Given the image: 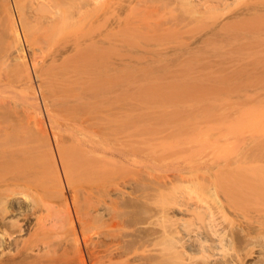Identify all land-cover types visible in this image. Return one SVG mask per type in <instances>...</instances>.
<instances>
[{
    "label": "bare ground",
    "instance_id": "bare-ground-1",
    "mask_svg": "<svg viewBox=\"0 0 264 264\" xmlns=\"http://www.w3.org/2000/svg\"><path fill=\"white\" fill-rule=\"evenodd\" d=\"M213 1H215V3ZM226 1L227 0H186L185 2H188L187 4L190 6H192L193 4H195V6L199 5L197 7L194 6V8L191 9L192 13L199 14L200 11L198 12V10L199 8H201L200 6L202 5L205 8V6L208 5V4L206 5L205 3L212 2L216 5V2H217L218 5H221V4H225ZM256 1L257 0H255V2ZM75 8H76L75 0H0V235L1 236L6 235L5 239L3 237L0 238V247L2 246L1 248L3 249L4 246H11L13 247L14 253L18 254V258L11 256L10 259H8L7 261H4L3 263H1L0 261V264H32L31 261H29L28 259L34 262V260L38 258L39 253H40L39 251L38 252L34 251L33 245L35 243L32 244L29 239L24 240L23 238V240L21 241L18 240V237L16 236L14 232H21V230L23 229L21 226L22 224H20L17 221L18 218L16 220L11 217L13 220L11 219L7 221L8 218L6 219L5 217V214L7 213L8 208H9L8 207L9 204L12 206L13 202L18 200L17 198L11 197L10 195L8 186L11 183H15L19 185L22 184L26 188L30 189L29 191L30 194L25 196L27 205L29 206V211H28L29 214H27L28 216L25 218L24 222L26 224H30V221H31L30 215H35L36 225L34 227L35 228L34 235L36 239L39 238L40 234H41L40 236H43V237L47 236V238L49 237L53 238L57 236V229L59 228V224L62 223L61 221H63V223L67 225L65 228L68 229L67 231L69 232V235L71 236V244L72 246H75L76 248V246L78 245V240H77L78 237L76 236L77 233L75 230L76 227H74V222H73L74 220L72 219L70 211H69L70 208L66 206L67 197L65 196L66 194L62 187L63 186L62 177L60 176L62 174L60 173V168H61V170H63L65 178L68 177V180L71 181L69 179L70 177H72L71 176L72 171L70 170L71 166H69L70 161L76 164L75 166L78 167L77 171H79V173L84 171V174L86 175L85 180L86 181L88 180L87 182H89V187L91 189H94V188L97 189V192L99 194V196L95 198L94 200L90 198L91 202L90 204L88 202L87 204L88 209H86V213H88L89 217L91 218V220H93L95 224L97 223L98 226H101L102 227L101 229H103V227H106L103 230L99 229L100 231L98 230V232L95 231V229L93 228V231H95V235L99 237V234H100L101 237L97 239L95 236L96 238L95 239L93 235H91L92 236L91 242L92 244L94 243L93 244L94 246H95V243H99V246H101L102 248L94 252L96 256L99 257V260L97 263L94 261L92 264H111V263L114 264L113 263L114 261L112 262V259H114L115 256L118 257L121 255L122 256L124 255L126 257L131 256L130 258L132 259L133 264H179L182 261H183V264H204V262L193 263L188 260L185 261L183 257H185L184 255H186L187 257H189V260H190V258L192 259V257L197 252L201 254L202 256H204L206 253L209 254V256H212L213 252L211 251H213L214 249H219L220 251H223V252L224 250L229 251L228 249H232L234 253L233 255H231V257L229 256L230 258H223L217 263H210V264H243L245 257H242L240 254L236 253L237 249L235 247V243L239 242L240 240L245 243L246 242L251 243L254 239L260 236L264 238V168L254 166L258 164L256 162L253 163V166L249 165V167L248 166H234V165L231 166L229 163L228 164L226 163L228 162L226 161L227 159L224 160L225 163H220V161L218 162L217 159L219 160L220 156L223 159L225 156V152L226 154H228L230 150L233 149L234 147L230 148L229 150L228 148H224L222 147V145L217 144V143H218V137L220 138L221 135H224L225 140L223 139L221 140V142L223 143L225 142L226 144L225 146H227L230 140L228 137H227L228 139H226L225 135L228 134L227 136H231L234 138V134L237 135L238 133L242 135L243 133H245V131L241 133L240 132L241 129H245L248 132V135L253 139L254 137H252L251 134L256 132V130L258 131L260 126H261L260 130H262V126L264 128V125L262 124L264 123V119H263L264 118V100H261V98L264 96V92H261L262 90L264 91V61H263L264 58H262L264 57V53H263V56H260L261 54L257 55L258 52L253 53L254 55L256 54L255 57L258 58L257 60L254 59L253 57L251 58L248 57L249 59L246 60L245 59L246 57H245L244 58L245 63L244 62L242 63L244 65L248 64L249 66L246 65L247 66L246 67L243 65L241 66V68H238V67L232 68V70H237L236 68H238V71L234 73L232 71H231L232 73L228 72L231 76L228 74L227 77H225V75H220L224 78L222 79L221 77L220 81L217 79L218 77L217 78L215 77L216 78L215 79L214 76H217V75H214L212 76L213 78L211 77L212 82L208 84V85L214 84L216 87L217 86L216 83H219L218 85H221V88L222 86H224L225 89L226 88L228 89L229 87L231 88L233 87L232 91L234 93L235 91H238V93L236 92L234 94L231 91V88H229L230 90H225V92L226 91L227 92L230 91V93L232 92L233 94L231 93V95L232 96L235 95L236 100H238L239 98L238 97V95L240 94L239 92H242V91L243 93L248 92L247 97L252 94L253 96H256L255 94L257 93L256 100L258 101V99H260L259 100L260 102H257L254 108H252L253 106L252 104L251 105L248 104L249 105L248 106V105H245L241 101L239 102V103L244 104L243 105L244 109H242L241 104H240L241 105L240 107L237 106L238 112L240 111V113L239 114L237 113V114L240 115V117L235 116V118H238V119L241 118V120L242 118L244 120L246 119L245 121L243 120L244 122H242L241 120L239 121L236 120L237 123L241 121L243 124L240 122L239 125L237 124L238 126L235 125L236 123L234 122L235 121L234 119H233L234 125H233V122L231 121L230 123L229 122L227 123V120H228L226 119L227 116L225 118V115H224L220 117V118H223V121L222 119L221 121L217 120L216 121L217 124H215L214 126L212 125V128L214 130L212 129L213 131L212 130H211L212 132L210 131L211 136L214 135L215 133H216L215 134L216 136L218 134L216 138L217 143H215L214 149H216V146L219 145L218 146L219 149L217 150H219L220 153L224 151L222 152L224 153L223 155H220V153L217 151L218 154L216 153V155H218L219 157L215 156V154H213L215 153V150L213 149L211 150V151H214L213 153H211L213 155L206 157L208 156V154H210L209 153L210 151H209L207 154L204 155L205 157L202 156L204 159L203 162L202 160L200 161L196 158L199 163L202 162L200 166L198 164L197 168L199 167L198 168L199 171L202 169L203 171H201L200 173H197L196 171H195L196 173L193 172L194 174L192 173V175H190L192 176L191 178L190 176H188V179H186L187 181L183 179L186 176L185 173L184 175L182 173V172H185L183 171V169H186V167L184 168V165L186 166L187 164H184L180 168L178 167L179 165L173 168L174 172L177 171L179 173L177 172L176 174L173 173V176L171 178H168L169 176L166 173H164L163 176H165L166 174L167 177L165 176L166 178L163 181H161L162 178L164 179L163 176L161 179H159L160 177L157 176V174L159 173L156 174V172L155 173L152 172V175H155L156 177H158L156 179L158 180L156 183H154L155 181L154 182L151 181L155 179V178L152 179L151 173L144 172L143 170L144 168H142V166L136 167L139 169H136L137 171L135 172H138L139 174H137V176L135 177L137 178V180L134 178L133 179L136 180L135 182L137 184L139 183L138 181H141L140 182L141 185H139V187H142L143 189H146L147 188L146 186L148 185L149 190L146 189V191L148 192L144 190L145 193L147 194L142 193L143 195L139 194L138 197H134V199L131 201L132 207L134 208L135 213L137 212V214H140L139 216H141V214L145 216V217L143 216L142 218L143 220L140 219L141 222L142 221L144 222V220L146 222L145 218L149 219L147 221L149 223L147 224H152L153 220L157 221V219L152 220V216L153 217L157 216L156 218L160 216L161 219L164 218L163 220L160 221L159 226L157 225L161 229L158 228L159 231L158 230L152 231L153 233L151 234L158 232V234H156L155 237L154 238L152 237V238L153 239L157 238V241H159V239L164 240L166 243V247L162 248L161 250H158L160 251L159 253H153L152 251L151 253L150 252L143 253L142 252L143 250L141 251L142 253H139L140 251L137 249L141 248V246L144 245V243L146 244L147 241L151 243V241L146 239L147 238L146 235H144V237H146L144 238L140 234L144 232V230L140 229L139 227L140 230L137 229L138 230L136 231L137 233H135L134 230L133 231L135 234L128 233L131 236L128 235L130 237L129 239L126 237L128 239L127 241H126V238L123 237V240L125 239V242H123L121 246L116 245L118 248L117 250L116 249L108 250L106 245L109 244L110 242L112 244V240L116 239V241H118V244L120 242L122 243L123 240L121 241L122 237L121 239H118L119 236L117 235L116 237V234L115 233L112 234L111 230L110 232L106 230L108 229L107 226H110L109 223L112 222V221H109L111 220L110 217H112L113 214L117 216V214H115V212L113 211V206H115L114 204L116 202L113 201V199L110 198L109 194L106 192L104 183L107 181H111L110 178L112 176L110 175V173L112 172V170L113 172L115 171L114 178H118L117 173L120 171L119 170L120 166L116 163L119 160L118 158L122 157V155H124V152L127 151L126 146L129 143V141L130 142L133 141L132 140L133 137L132 138L129 137L128 136L129 134L128 135L126 134L125 136L122 135V129H123V125H122L123 122L121 121V117H122L121 107L122 106H120L121 101H120L119 93L117 91L118 88L116 84L110 83L107 77L108 75L106 73V69L104 65L101 64V61H94L93 59H90L89 58L90 53L89 51H87V49L79 51L77 47V42H78L77 37H72V33H73L72 29L74 26V22H75L74 18L76 14ZM25 44L31 48V51L34 55V56L32 55L34 58L32 57V61L30 64L28 63L29 61L27 62L26 60L27 59L25 57L26 53L23 52ZM11 49H14L17 52L15 58L13 59L12 57H10ZM37 50H39V53H40L38 54L39 57L37 56V53H36ZM37 57L39 59H37ZM58 60L61 62L59 63ZM57 62L59 64H56ZM249 62L251 64H249ZM170 65L172 64L170 63ZM30 71L33 73L35 72V74L36 72H38L40 76V81H39L40 84L39 82H37L39 87L43 85L42 87H44L45 89V87L49 86L50 95L54 99H56L58 102L63 101L64 103H67L69 105L70 111L67 110L69 113L66 114V119L72 122L68 123L67 121V123L64 124V127H63V129L66 132L68 131L67 133L69 134L68 137H70V140H72V142H70V144L67 145L68 146L67 149L62 145V141L59 140L61 139L59 133L55 130L54 132L53 129H52V136L54 137L53 139L54 145H52L53 147L49 144V141H47L48 136H47V132L45 131L46 129H44V125H43L44 122H42V118L40 115V108L38 104V98L40 99V97L38 96L47 97V94L45 95V93L42 92L41 90L37 94L36 89L33 85L34 81H32V78H31L33 74L31 75ZM45 84L47 86H44ZM215 87H214V93L216 94L219 89L217 88L215 89ZM175 88L172 90V92H174L172 95L173 98L178 95V94L177 95L175 94L178 92L177 88H176L177 92L174 91ZM208 90L211 91L212 89L209 88ZM206 92H209V91H206ZM250 92H253V93L250 94ZM166 93L168 94V92ZM170 94H169V97L172 99ZM217 95L219 96V94ZM178 96L180 97V95ZM179 97H176L178 99L176 98L174 99L179 100ZM209 97L213 98L214 96L210 95ZM235 97L233 99H235ZM170 98H169V101H170ZM162 99H164L163 91H162L161 100ZM250 99L251 98H249V100ZM249 100L246 99L247 102H250ZM252 100L253 99H251V101ZM221 108H223L222 110H224V106ZM55 110H58V107ZM32 114H33V122L31 120L30 121L33 123V125L31 122H27V119H25ZM48 117L50 116L48 115ZM53 118L51 117L50 119H53ZM7 128H10L9 130L15 133L12 134L10 131L6 132ZM249 132H251V134ZM133 134L134 133L132 134L130 133V136L131 135L134 136ZM187 134L185 133V135ZM254 134H257V133H254ZM137 136L140 137V135L138 134ZM239 136L238 138H240L241 140L244 139V136H241V137ZM260 136L264 138L262 133ZM169 137L172 138L171 136ZM154 138L155 137H152V138L150 137V140ZM159 138L160 137L158 135V139ZM175 138L177 139V135L175 136ZM141 139L144 141L145 138L141 137ZM125 140L127 141L129 140V141L127 142ZM135 140L136 138H134V141ZM244 140H243L244 142L243 145L245 144ZM143 141L141 142L143 143ZM125 142L127 144H125ZM185 142L187 143V139ZM194 142L196 143L195 139H194ZM163 143L161 145H163ZM174 143H175V140H174ZM231 143L232 142H230L229 144ZM158 144L157 146L162 147L160 144L159 145ZM164 144H166V142ZM177 146L178 145H175V147ZM244 146H247V145H244ZM135 147L134 146L132 147L131 145L132 149L133 148L135 149ZM131 148H130V151H131ZM143 148L145 147H142V150L144 151ZM167 149H169V147L165 146L166 151ZM65 150H67V152ZM174 150H169V151H173V153H175ZM147 151L149 152V150ZM181 151L179 153H175L174 155L177 157V155H179ZM187 152L188 151H186V153ZM145 153L147 154V152ZM146 154H143V156ZM180 155H183V154H180ZM191 155L193 156V153ZM149 156H152V155L149 154ZM168 157L165 156V158L169 159ZM170 157H172V155ZM176 157L170 158L172 159V163H171V160L170 162L168 161V163L175 164L173 162H176V159L174 160V158ZM184 157H190V156L186 155ZM216 157L218 158L216 159ZM198 158L201 159V156ZM162 160H164V158H162ZM182 160L184 162V159ZM115 161L117 162L115 163ZM141 161H142V158H141ZM145 161H146L145 163L149 165L147 160ZM160 161H161V158H160ZM180 162L182 161L178 159L176 163L183 164V162L182 163ZM58 164L60 165V168ZM152 164H150L151 165L149 166L150 168H152ZM156 164H153L154 167L156 166ZM236 164H238V162ZM78 165H80L81 167ZM142 165L145 166V168H147L146 167L147 165H144V163ZM157 165L159 166V163ZM82 166H84V169L82 168ZM158 166H156V168H158ZM191 167H193V165H191ZM153 168L152 170H155V168L154 169ZM160 169L158 170L160 171ZM145 170L147 171L149 170V168ZM140 173H142V175H140ZM38 174H43L44 176L46 175L47 181L46 180L42 181V179H40L41 178L40 175ZM35 175H37L38 177ZM143 179L145 181L146 180L151 181L152 184L150 182H147V183H150L151 186L147 184L146 182L145 183L147 185L143 184L144 183L142 182ZM174 179L175 181L179 180V181H176L178 183L176 185L181 186V188L179 187L176 189L178 190L180 189L179 191H182L181 194H183V192H186L184 194H187V196L185 195L186 196L185 199L181 200L180 202L177 200L178 202H176L178 203L180 207V208L178 207L180 210L179 213H181V215L183 216L188 215V214L190 217L192 216V218H189V220L191 219V223L193 221V218H197V220L201 224L203 222V219H208V221L210 222L208 225V228H206L203 224H202L203 226L198 224L201 226V228L200 226L198 227L201 230L197 232L194 238H192L194 242L188 245L181 244L180 245L181 249L176 245V242H179L181 239L180 238L177 239V236L175 235L177 233H180V229L178 227L172 229L171 227L166 225V220H168L167 221L168 224L173 225L172 221L174 220L168 219L169 217L167 215L168 214L167 209L170 204L175 203V202L172 201L171 203L170 199L172 198L170 197L167 200H165V198L162 197V191L165 190V186L172 183ZM135 182L134 184H136ZM43 183L45 184L48 183V185L45 186L44 189H46L49 193H51V195L54 194L59 198L61 202L59 204L60 206L54 205L55 202H51L52 204H50V202L44 203V201L42 202L39 198H37L42 192L40 191V188H43L44 186ZM184 183L186 184L191 183L192 185L195 183V187L193 186L192 187L197 189L200 194L197 193V195L195 196H191V195L188 196V193L190 190H189V187L187 186H189V184L186 185ZM116 184L118 185L119 182L116 181ZM191 184H190V187H191ZM135 186L137 187V185ZM172 188L175 190V184H174V187L173 186L170 187V190H172ZM114 190H119V186L114 187ZM121 190L123 189H120L119 191ZM174 190H172L173 193L171 191L170 192L174 194L175 193ZM43 191L45 192V190ZM219 191L221 193H219ZM170 192L168 193L170 194ZM201 194L203 196L205 194L206 195L208 194L207 195L208 197L210 195V197H212L213 199L212 201L213 204L215 201V205H214L215 208L214 207L213 208L216 209L220 214L223 213L221 216L223 217V220L226 221V224L223 225V227H220V228L216 227L217 225H220L215 222L216 219L213 216L215 215L216 212L214 211V209H212V207H210V205L209 206L204 205L205 198H203ZM177 197L178 196H176V198ZM48 200L50 201V199ZM173 200H175V197ZM39 201H41L40 202L41 206H44V207L40 206L41 207L39 210L40 212L37 213L36 209H37V205ZM18 203L22 204V202L20 201ZM172 205H176V204H172ZM224 208H228L232 210L235 215L242 217V219L239 220V223H238L240 230L245 231L242 235H240L241 231L236 229L234 225V219L231 217L230 218L227 217L228 215L225 214L227 212H225ZM76 211L77 213H80L81 210L78 209ZM76 217L78 218L76 220L79 221L80 219L79 216H76ZM183 219L186 220L185 218ZM107 221L109 222L106 223ZM94 223L92 224V226L94 225L95 227ZM181 223H183V221ZM185 223H187V221H185ZM193 223L196 224L195 222ZM97 225L96 227H98ZM110 227H112V225ZM183 228L187 230V228H189V225L185 224ZM149 230L151 231V229ZM122 234L125 236V233H122ZM151 234L149 233V235ZM91 236L89 237L88 235V240L91 238ZM93 238L95 239V241L93 240ZM214 241L217 242L216 245L213 244ZM46 242L42 241L41 243L43 244L45 243L47 245ZM48 242L50 243V245L52 244L51 240ZM260 261L264 263V257H262V260Z\"/></svg>",
    "mask_w": 264,
    "mask_h": 264
},
{
    "label": "rangeland",
    "instance_id": "rangeland-1",
    "mask_svg": "<svg viewBox=\"0 0 264 264\" xmlns=\"http://www.w3.org/2000/svg\"><path fill=\"white\" fill-rule=\"evenodd\" d=\"M185 1L184 0H75L76 14L74 18V21H75L74 26L72 29V32H73L72 37H77V40H78L77 47L79 51L87 49V51H89L90 53L89 54L90 59H93L94 61H101V64H103L106 69V73L108 75L107 77L110 83L116 84L118 88L117 91L119 93V97L121 101L120 106H122L121 107V111H122L121 121L123 122L122 135L125 136L126 134L127 135L129 134L128 135L129 137L131 138L133 137L132 138L133 141H131L132 144L129 140H128L129 141L128 144L125 142V144H127L126 146L127 151L124 152V155H122V157L118 158L119 159L118 162L115 161V163L117 162L116 164L120 166L119 167L120 171L118 170L119 172L117 173L118 178H114L115 171L113 172L112 170V172L110 173V175L112 176L110 178L111 181H107L104 183L106 192L109 194L110 198H112L113 201L116 202L114 204L115 206H113V211L115 212V214H117V216L113 214V216L110 217L111 220L109 221H112V222H110L111 224L109 223V225L110 226L112 225V227L107 226L108 229L106 230H108L109 232L111 230V233L112 234L115 233L116 237L118 235L119 236L118 239H121L122 237L121 239L122 241L123 237L124 238L127 237L128 239L130 238L128 236L130 234L128 233L135 234L137 233L136 231L143 229L144 232L140 234L143 237L144 235H146L147 238L146 237L144 238L151 241V243L146 240L147 241L146 244L144 243V245H142L141 248L137 249L140 251V252L138 251L139 253H142V252L151 253V251L153 253H159L160 251L158 250H161L162 248L166 247V243L164 240L159 239V241H157V238L153 239L155 235L158 234V232L151 234L153 233L152 231H155V230L159 231V229H161L158 226L160 224V221L163 220L164 218L161 219L160 216H158V218H156L157 216H154V217L152 216V220L157 219V221L153 220L152 224H147L149 223L147 222L149 219L145 218L146 222L145 220H144L145 223L142 221L144 223L143 224L140 221V219H142L144 215L141 214L142 216L141 217L139 216L140 214H137V212L135 213L134 208L132 207V204H131V201L134 199V197H138L139 194L145 193L146 189H148L147 184L150 185L151 181L153 182L155 181L154 183L158 181L156 180L158 177H156L155 175H152V172L154 173L156 172V174L159 173L157 174V176L160 177L159 179L162 178L164 173H166L169 176L168 178H171L173 176V173L176 174L177 172V171L174 172L173 168L177 167L178 165H179L178 167L180 168L184 164H187L186 166L184 165V168L186 167V169H183V171L185 172H182L183 175L184 173L186 175L185 178H183L185 179V181H187L186 179H188V176L192 175L193 172L200 173L201 171H203V169L199 171L198 169L199 167L197 168V166L198 164L199 166L202 164L204 160L202 156L207 154L209 151H210L209 152L210 154H208V156L206 157H209L210 155H213V154H215V156H218L216 155L217 151L220 153V151L217 150L219 149L218 148L219 145L216 146V149H214L215 148L214 145L215 143H217L216 138L218 134L216 136L215 135L216 133H215L214 135L211 136V132L214 130L212 128V125L214 126L215 124H217L216 122L217 120L221 121L222 119L223 121V118H220V117L224 115H225V118L227 116L226 118L228 119L227 123L228 122L230 123V121L233 122L235 120L234 121L236 123L235 125L237 124L239 125L241 121L244 122L246 119L244 120L242 118L241 120V118L239 119L235 118V116L240 117V115H238L240 111L238 112L237 106L240 107L242 105V109H244L243 108L244 104L245 105L252 104L253 105L252 108H254L256 106V103L260 102L259 101L260 99H258V101L256 100L257 93L255 94L256 96H253L252 94L253 92H250V94L252 95H249L250 97L249 96L247 97L248 92L243 93L242 91V92H239L240 93L239 95L237 94L239 98L237 97L238 100H236L235 95L234 96L231 95V93L233 92L232 91L233 87L232 88L229 87L231 88V91H232L230 93V91L225 92V90H230L229 88L225 89L224 86H222L221 88V85H218L219 83H216L215 81L214 82L217 84L218 87L217 86L215 87L214 84H211V85H208V84L212 82L211 77L214 75H217V76H214V78L218 77L217 79L220 81V78L222 77L220 75H225V77H227L229 73H232V72L234 73L238 71V68H241V66L244 65L242 62L245 63V59L247 60L253 57L254 59L257 60L258 58L255 57L256 54L254 55L253 53L258 52L257 55L261 54L260 56H263V53H264V0H257L256 2L255 0H250V1L249 0H227L225 4H221L222 6L218 5L217 2L215 5L214 4L215 1H213L214 3L212 2L205 3L206 5L208 4L207 6L204 5L205 8L201 5L200 6L201 8H199L198 10V12L199 11L201 12V13L199 12V14L191 12V9L194 8L195 4L193 5L191 4L192 6H190L187 4L188 2H185ZM197 6L199 5H196L195 7ZM27 46L28 45L25 44L23 52L26 53V56H25L27 58L26 60L27 62L29 61L28 63L30 64L32 61V57L34 55L31 51V48ZM36 53L38 56V54H40L39 50H37ZM16 54L17 52L14 49H11L10 57H12V59L15 58ZM38 57L37 59H39ZM60 62L61 61H59V63ZM59 63L57 62L56 64H59ZM170 63L172 65H170ZM249 64L251 63L249 62ZM246 65L249 66L248 64H245L244 66ZM235 67H238L236 68L237 70H232V68H235ZM37 74L38 72H36V74L35 72L34 73L31 72V75L33 76V77L31 76V78H32V81H34L33 85L36 89V92L38 94V92H40L41 90L42 92L45 93V95L47 94V97L38 96L40 97V99L38 98L40 115L42 118V122H44L43 123L44 129H46L45 131L47 132V136H48L47 141H49V144L51 146L54 145V142H53L54 137L52 136V129H53V131L55 130L59 133L60 138H61L59 140L62 141V145L67 149L68 147L67 145L70 144L72 140H70V137H68L69 136V134H67L68 131L66 132L63 129V127H64V124L67 123V121L68 123L72 122L66 119V114H68L69 113L68 111H70L69 105L67 103H64L63 101L58 102L56 99H54L50 95V87L47 86L46 84L44 85V86H47L45 87L46 90L44 89V87H42L43 85L39 87L37 82L40 81V76L39 74L38 75ZM222 79L224 78L222 77ZM175 87L177 88L178 92L176 91ZM214 87L215 89L216 88L219 89L216 94L214 93ZM174 88H175L174 91L177 92L175 94L180 95V97L178 95L176 96V97H179V100H175L174 98L176 97L174 98L172 97L174 93L172 92V90ZM209 88L212 89L213 91L208 90ZM162 91H163V97H164V99L162 100L164 101L166 100L167 102L166 101L164 102L161 100ZM206 91H209L210 93ZM166 92H168V94ZM236 92L238 93V91H235V93ZM261 92H264V91L262 90ZM169 94L174 100H172L169 97ZM217 94H219V96ZM210 95L211 96L213 95L214 97L213 98L209 97ZM234 97L235 99H233ZM169 98H170V101H169ZM249 98L253 100L251 101V99L249 100ZM262 98L261 100H264V96ZM246 99H248L250 102H247ZM240 101L243 102L244 104L239 103ZM222 105L224 106V110H222L223 108H221L223 107ZM57 107H58V110H55L57 109ZM235 109L237 110V112ZM47 114L50 117H48ZM54 115L56 118L54 117ZM51 117L52 118L54 117L56 120L54 118L50 119ZM25 119H27V122H31V121L33 122V114ZM236 120L237 121L241 120V121L237 123ZM234 122H233V125H234ZM262 124L264 125V123ZM207 126L208 127L211 126V127L208 128ZM9 129L10 128H7L6 132L10 131ZM260 129H261V126L259 127V130ZM259 130L258 131L256 130V132H254L257 134H254V133L251 134V132H249L252 135V137H254L253 139L248 135V132L245 129L240 130L241 133L243 131H245V133H243L242 135L238 133L237 135L234 134V138L231 136H227L228 135L227 134L225 135L226 139L229 138L230 142H232L231 144H229L230 143L229 142L227 146H225L226 145L225 142L224 143L221 142V140L224 139V135H221V136L219 135L220 138L218 137L217 144H220L222 145V147L228 148L229 150L230 148H233V147L234 148L231 149L228 154H226L225 152V156L223 159L221 156L220 157L218 156L219 160L217 159L218 157H216L217 161L218 162L220 161V163H225L224 160L227 159L226 161L228 162L226 163L227 164L229 163L231 166L234 165V166H248V167L249 165L253 166V163L256 162L258 164L254 166L264 168V138L260 136L262 133L264 137L263 126H262V130L260 131ZM10 132L12 134L15 133L13 131H10ZM130 133L131 134L134 133L133 134L134 136L132 135L130 136ZM169 133H171L172 135ZM185 133L186 134L188 133V134L185 135ZM137 134L140 135V137L137 136ZM158 135L160 137L159 139H158ZM174 135L175 136L177 135V139L175 138ZM169 136H171L172 138H170ZM238 136L239 137L244 136V139H245V140L243 139L245 141L244 145H247L248 147L243 145L244 143L243 140L238 138ZM141 137L145 138L144 141L142 140L143 138L141 139ZM150 137L151 138L155 137L154 138L155 140L154 139L150 140ZM134 138H136L135 141H134ZM173 138L176 144L174 143ZM182 138H184L185 141L187 139V143ZM194 139L196 143L194 142ZM196 139L197 140L199 139V140L197 141ZM257 140H259L260 142ZM141 141H143V143ZM164 141L166 142V144H164L165 143ZM158 143L160 145L163 143V145H161L162 147L157 146ZM131 145L132 147L133 146L135 147L136 145L135 147V149L137 148L136 151L134 148H133L134 149L133 151V149L131 148ZM137 145L140 146L141 149ZM175 145H178V146L175 147ZM165 146L169 147L167 151L165 150ZM142 147H145L143 148L144 151L142 150ZM130 148H131V151H130ZM244 148L248 151H246ZM179 149H181L182 151ZM213 149L215 150V153H213L214 151H211ZM147 150H149V152ZM169 150H174L175 153H179L181 151L180 154H183V155L179 154L176 157L174 155L175 153ZM65 151L67 152V150ZM186 151L188 152L186 153ZM145 152H147V154ZM167 152L168 153L171 152L172 154L171 153L168 154ZM195 152H197L199 155ZM192 153H193V156L191 155ZM221 153L220 155L224 154V153L222 154ZM143 154H146V155L143 156ZM149 154L152 155L153 158L152 156H149ZM171 155L172 157H170ZM186 155L190 156L191 158L184 157ZM165 156L166 157L169 156L168 157L169 159L165 158ZM200 156H201V159L198 158ZM140 157L142 158V161ZM173 157H176L174 158V160L176 159V162L178 159H180L183 162L182 159H184L183 164H179L176 162H173L176 165L171 164L172 159L170 158H173ZM160 158H161V161H160ZM162 158L166 160L164 161L162 160ZM196 158L200 161L202 160V162L199 163ZM145 160H147L149 165L145 163L146 162ZM170 160H171V163H168V161L170 162ZM141 162L142 164L144 163V165H147L146 167L149 168V170L146 171L145 169L147 168H145V166H143ZM237 162L238 164H236ZM152 163L153 164L159 163V166L156 164L158 168H156V166L154 167ZM150 164H152V168L154 167L155 170H152V168L149 167L151 166ZM75 165L76 164L74 162L70 161L69 166H71L70 170L72 171L71 173L72 177H70L69 179L71 181L68 180V177L65 178V175L63 173V170H61L60 165H59V168H60V173L63 174V175L61 174L60 176L62 177V185H63L62 187H63V190L65 191V194H66L65 196L67 197L66 206L70 208L69 211H70L72 219L74 220L73 221L74 227H76L75 228L76 233H77L76 236L78 237L77 238L78 245L76 246V248L75 246H72L71 244V236L69 235V232L67 231L68 229L65 228L67 225H65L63 221H61L62 223L59 224V228H58L59 230L57 229V236L53 238H50V237L47 238V236L43 237V236H40L41 235L40 234L39 238L41 240L39 238L36 239L34 235L35 233L34 227L36 225L35 215H30L31 216L30 224H26L24 222L25 218L28 216L27 214H29L28 212L29 206L27 205L25 196L30 194L29 193L30 189L26 188L22 184L19 185L15 183H11L8 186L11 197L17 198L18 200L14 201L15 203L13 202L12 206L9 204L8 206L9 208H8L7 213L5 214V217L6 219L8 218L7 221L11 220L12 218L17 220L18 218L17 221L20 224H22L21 226L23 229L21 228L22 229L21 232H14L16 236L18 237L19 241L23 240L24 238V240L29 239L32 244L35 243L33 245L34 246L33 249L34 251L36 252L39 251L40 253H39L38 258L35 259L34 262L28 259L29 261H31L32 264H92L94 261L97 263L99 260V257L96 256L94 252L100 250V248L102 247L99 246V243H95V246L93 245L94 243L92 244L91 235H93V237L95 238L96 236L95 231L98 232L99 229L103 230L106 227H103V229H101L102 227L98 226L97 223L95 224L93 220H91V218L89 217L88 213H86V209H88V205H87L88 202L90 204L91 199L94 200L95 198L99 196V194L97 192V189L95 188L91 189L89 187V182H87L88 180L87 181L85 180L86 175L84 174V171L79 173V171H77L78 167H76ZM163 165L166 167H164ZM191 165H193V167H191ZM140 166L144 168L143 169L144 172L151 173L152 179L155 178L154 180H151V181L149 180L145 181L144 179L142 180V182H144L143 184L147 185L146 189L139 187V185H141L140 184L141 181H138L139 182L138 184L135 182L137 180V178L135 177L137 176V174H139L138 172H135L137 171L136 169H139L136 167H140ZM82 168L84 169V166H82ZM158 169H160V171ZM166 174L165 176L167 177ZM38 175H40L41 178L40 177L39 178L42 179V181L47 179L46 175L45 176L43 174H38ZM140 175H142V173H140ZM165 176H163L164 179L162 178L161 181L165 180L166 178ZM191 177L192 176H190V178ZM133 178L136 180H134ZM116 181L119 182L118 185L116 184ZM174 181L175 179L173 180L172 183L165 186L166 191L165 190L162 191V197L165 198V200L169 199L170 197L172 198L170 199L171 200L170 202L172 203L173 201L175 203H172V204H176V205L170 204L168 206V209H167V213H168L167 215L169 217L168 219H171V220L173 219L174 221H172L173 225L171 224L172 225L171 226L170 224H168L167 222L168 220H166V225L171 227L172 229L176 227L180 229V233H177V234L174 233L177 236V239L179 238L181 239L179 242H176V245L180 248L181 244L188 245L194 242L192 238H194L197 232L201 230L198 227L200 225L201 226L204 225L206 228H208V225L210 222L208 221V219H203V222H202L203 225H202L197 220V218H193L192 223L195 222L196 224L194 223L192 224L191 219L189 220V218H192V216L190 217L189 214L183 216L181 215V213H179L180 207L178 203L176 202L178 201L180 202L181 200L185 199L187 194H184L186 192H183V194H181L182 191H179L180 189L179 190L176 189L179 187L181 188L180 185H176L178 184L176 181H179V180H176L175 182ZM134 182L136 184H134ZM145 182L146 183L150 182V183L146 184ZM174 184H175V190L173 188L172 190H174L175 192L174 194L176 195L172 194L173 192L172 190H170V187L172 186L174 187ZM190 184L189 186H187L189 187V190H190L188 193V196L197 195L199 191L193 188L195 187V183L193 185L191 184V187H190ZM43 185H44L43 188H40V191H42L41 192L42 194L40 193V195L37 198H39L42 202L44 201V203L50 202V204H52L51 202H55L54 205L60 206L59 204L61 202L59 198L54 194H53L54 195L53 197L51 193H49L46 189H44L45 186L48 185V183L46 184L43 183ZM135 185H137V187ZM116 186H119V190L120 189H123V190L121 191L114 190V187ZM43 190H45V192ZM168 192H170V194ZM219 193L221 192L219 191ZM202 194L201 196H203ZM207 195L205 194L203 196V198H205L204 205L205 206L210 205V207L214 209L215 201L213 204L212 197H210V195L208 197ZM176 196L178 197L176 198ZM174 197H175V200H173ZM48 199H50V201ZM19 201L22 202V204L18 203ZM41 201L38 202L37 209H36L37 213L40 212L39 210L41 207H44V206H41V203H40ZM76 206L79 210H81L80 213H77L76 210L78 209L76 208ZM224 210L225 212H227L225 214L228 215L227 216L228 218L231 217L234 219V225L236 229L240 230L238 223H239V220L242 219V217L235 215L233 211L228 208H224ZM214 211L216 212L215 215H213L214 218L216 219L215 222L220 224V225H217L216 227H219V228L223 227V225L226 224V221L223 220V217L221 216L223 213L220 214L216 209H214ZM76 216H79L80 218L79 221L76 220L78 219ZM179 216H181L182 218ZM178 218H180L183 221V223H181L182 221ZM183 218H185L186 220H184ZM109 221H107L106 223H108ZM185 221H187V223H185ZM93 223L95 224V227L96 225L98 226L96 227L98 229H96L94 225L92 226ZM183 224L189 225V228H187V230L189 231L183 228L184 227ZM93 228L95 229V231H93ZM149 229H151V231ZM133 230L135 231V233ZM244 232L245 231L242 230L240 232V235H242ZM122 233H125V236ZM149 233L151 235H149ZM88 235L89 237L91 236L89 240H88ZM2 237L5 239L6 235L4 236L0 235V238ZM41 237L44 239H42ZM99 237H101L100 234H99ZM99 237L96 236L97 239ZM94 238L93 240L95 241L96 238L95 239ZM127 238H126V241L128 240ZM263 239L264 238L260 236L254 239L251 243H247V242L245 243L241 240L235 243V247L237 249L236 253L240 254L242 257H245L243 264H264L263 262L260 261L262 260V257H264V240ZM50 240L52 243L51 245L48 242ZM42 241H45V242L47 241L46 242L47 245L45 243L44 244L41 243ZM123 242H125V239L122 241V243L120 242L119 244H118V241L114 239L112 240V244L114 243L113 245L111 244V242L107 244L111 248H109L107 245L106 247L108 248V250L109 249L117 250L118 249L117 246L119 245L121 246ZM216 243H217L216 241L213 242L214 245H216ZM1 247H0L1 263L10 259L11 256L18 258V254L14 253L13 247L4 246L3 249ZM228 250L229 251L224 250V252H226L224 253L223 251H220L219 249H214L213 251H211L213 252L212 256H209V254L206 253L204 255L205 257L197 252L192 257V259L190 258V260H189V257H187L186 255H184L185 257L183 258L185 259V261L188 260L193 263L195 262H204V264L217 263L221 259L230 258L231 255H233L234 251L232 249H228ZM130 257L131 256L126 257L124 255L123 256L121 255L118 257L115 256L114 259H112V262L114 261L113 262L114 264H133L132 259ZM179 264H183V261Z\"/></svg>",
    "mask_w": 264,
    "mask_h": 264
}]
</instances>
